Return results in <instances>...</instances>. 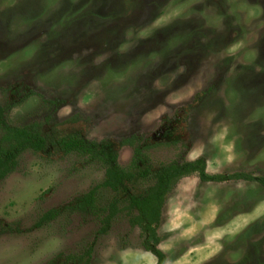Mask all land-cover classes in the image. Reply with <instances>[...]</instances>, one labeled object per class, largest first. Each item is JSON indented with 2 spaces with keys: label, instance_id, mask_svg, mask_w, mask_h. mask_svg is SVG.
Wrapping results in <instances>:
<instances>
[{
  "label": "rangeland",
  "instance_id": "374dc122",
  "mask_svg": "<svg viewBox=\"0 0 264 264\" xmlns=\"http://www.w3.org/2000/svg\"><path fill=\"white\" fill-rule=\"evenodd\" d=\"M0 105L10 125L61 137L136 136L147 167L201 157L211 175L264 176V0H0ZM118 154L128 168L134 147ZM103 179L78 155L22 154L0 182V264L89 246L91 264H158L127 213L101 235L99 217L70 209ZM158 235L166 264H264V187L186 177Z\"/></svg>",
  "mask_w": 264,
  "mask_h": 264
},
{
  "label": "trees",
  "instance_id": "16d2710c",
  "mask_svg": "<svg viewBox=\"0 0 264 264\" xmlns=\"http://www.w3.org/2000/svg\"><path fill=\"white\" fill-rule=\"evenodd\" d=\"M138 144L139 138L136 136L120 140L96 141L79 135L61 137L57 132H46L43 125L36 122L13 126L6 121V108L0 105V182L17 170L21 155L27 151L45 154L53 150L65 156L74 154L100 165L104 168L103 181L79 197L72 206H69L70 209L99 217L101 235L108 233L116 217L127 213L130 216V224L144 231L146 235L144 248L157 257L158 264H166L167 260L159 249L158 229L161 224L162 209L167 196L180 180L196 175L204 183L248 181L264 187V176L247 173L228 176L211 175L207 171L206 160L201 157L194 161L163 164L156 169L147 167L143 148L138 147ZM125 146L134 147L135 151L128 168H123L118 161V148ZM139 179H150L153 184L143 194L135 195L129 186ZM104 190L112 192L113 195L106 205L100 206V193ZM57 215V211L46 213L39 225L53 221ZM7 231H12L11 226L0 225V235ZM92 253L93 248L89 246L81 254L58 256L49 264H91Z\"/></svg>",
  "mask_w": 264,
  "mask_h": 264
}]
</instances>
